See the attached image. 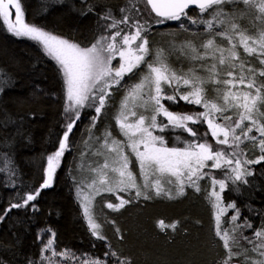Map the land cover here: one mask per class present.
Segmentation results:
<instances>
[{"label": "snow or ice", "instance_id": "snow-or-ice-1", "mask_svg": "<svg viewBox=\"0 0 264 264\" xmlns=\"http://www.w3.org/2000/svg\"><path fill=\"white\" fill-rule=\"evenodd\" d=\"M57 2L62 4L63 0ZM81 4L84 7L79 15L92 13L97 17L95 35L88 42H78L75 37L58 35L46 30L45 26L26 22L21 0H0V23L4 30L15 38H26L39 45L45 58L56 67L65 101L62 134L55 150L44 157L46 166L42 182L26 194L17 191L15 198L19 202H9L0 214V222L13 209H26L33 214L39 212L35 202L43 190L54 186L65 154L76 150V141H70V136L77 122L85 111L95 113L89 117L87 129L88 138L92 139V129L102 111L111 107L109 101L115 89L124 93L114 116L122 138L113 137L107 129L102 132L99 149L92 155L104 156V163L90 169L97 179L87 184L88 194L82 181L70 177L85 227L93 240L104 242L106 249L95 259L81 253L85 259L80 260V264H133L130 257L113 251L102 234L103 225L98 222L93 207V201L102 192L122 194L116 196L117 204L104 205L119 211L126 205H138L156 197H183L187 188L200 192V181L205 178L211 183L208 199L215 209V235L225 251L218 264H232L233 260H238L239 264H264V222L256 227L247 217L238 222L240 209L233 202L225 204L222 196L229 183L232 190L239 193L240 185H248V177L254 176L249 166L264 162V0H143V12L137 6V0H125V5L118 9L119 19L110 7L101 14L95 12L96 5L88 0H81ZM190 8L195 9L197 18L189 15ZM255 11L259 16L252 23L255 26L259 21L261 30L258 38L252 39L245 35L240 21ZM205 13L210 18H204ZM172 22H176L178 32L168 35L188 34L200 39L199 45L192 40H181L179 43L170 41L165 48H156L153 40L150 46L149 36L156 35V26ZM200 26L202 31H192ZM205 36L207 38H203ZM217 37L226 38L231 46L220 47L216 43ZM234 40L247 55L258 58L260 68L248 67L240 61L237 43H231ZM177 53L178 60L182 57L193 65L186 72L183 69L178 72L168 63L169 57ZM209 59L212 63H206ZM114 61L117 62L115 67ZM199 72L205 75H199ZM222 73L223 79L220 78ZM126 76L128 81H125ZM134 77H138L139 82L130 83ZM6 84L8 81L0 80V94L5 90L2 85ZM43 93L40 85H34V98ZM180 101L203 110L191 114L176 113L165 106V102L176 105ZM35 116V113L29 114L30 119ZM23 123L22 116L16 118L4 113L0 128L12 126L14 131L0 142V148H14L17 136L30 141L23 132ZM201 127L205 130L200 131ZM166 137L174 142L173 146H169ZM95 139L99 141L101 137ZM245 142L259 150L256 159H246L241 149ZM85 144H88L87 140ZM84 155L81 152V161ZM0 156L4 153L0 152ZM10 156L11 159L4 156L10 167L2 183L6 188L16 190L22 185L16 183L20 176L12 162L14 154L10 153ZM130 157L136 161L141 183L131 170ZM81 167L82 164L77 165L78 169ZM216 171L222 173L223 178L217 179ZM4 172L5 169L0 167V175ZM164 177L169 178L167 183L172 185L171 188L162 184ZM109 223L114 225L115 222ZM160 226L164 227L163 221ZM170 227L174 231L178 222ZM246 230L251 235H245ZM116 233L123 241L125 234L119 228ZM45 235L50 238L44 239ZM55 236L51 226L37 229L41 252L51 254L36 258L25 256L24 264H37V261L56 264L53 257L69 256L64 250L57 253L54 249ZM95 246V243L91 245L93 249ZM0 264L8 262L0 257Z\"/></svg>", "mask_w": 264, "mask_h": 264}, {"label": "trees", "instance_id": "trees-1", "mask_svg": "<svg viewBox=\"0 0 264 264\" xmlns=\"http://www.w3.org/2000/svg\"><path fill=\"white\" fill-rule=\"evenodd\" d=\"M38 1L47 2L46 6L33 2L29 13L26 11L27 22L45 26L46 30L58 35L75 37L78 42H88L95 35L97 17L94 14L81 16L78 12L73 15L71 11L54 7L59 4L57 0ZM69 2L78 6L81 1ZM88 3L96 5L95 12L102 14L106 7L117 10L125 0H88ZM192 11L195 9L189 10ZM9 77L12 79L9 80ZM0 80L8 81V84L2 85L5 90L0 94V119H3L5 112L16 118L22 116L23 132L30 137L28 141L17 136L14 148H0V152L10 159V153L14 154L12 162L17 166L16 174L20 176L16 183L22 185L16 190L3 186L2 181L6 178L10 165L4 156H0V167L5 169L4 174L0 175L2 214L9 202H19L15 198L17 191L22 195L26 194L42 182L46 166L44 157L55 150L62 134L61 125L64 121L61 116L65 101L54 63L45 58L36 42L15 38L4 30L2 23ZM37 84L44 89V93L36 94L34 98V85ZM165 106L176 113L191 114L201 109L183 101L176 105L165 102ZM31 113L36 114L34 119L29 118ZM85 113L87 119L90 112ZM78 126L80 128L73 136L76 145L81 142L79 134L83 124ZM13 131L12 126L7 129L0 128V142ZM184 138L188 137L185 135ZM166 139L169 146H173L174 142L168 137ZM79 158L77 151L66 153L54 186L43 190L35 202L39 206V212L33 214L26 209H13L1 222L0 257L8 264H24L25 256L36 258L47 254L41 252V242L37 240V229L44 226H51L56 233L54 248L58 251L64 250L70 255L76 253L73 257L79 260L85 259L81 253L87 258L95 259L106 250L103 241L93 240L89 235L74 192V182L70 179L74 177L78 180L75 170L80 163ZM254 166V176L248 177V185H240V192L237 193L229 183L222 196L225 204L233 202L240 209L241 217L238 222L247 217L256 227L264 222V162ZM256 213L260 215L256 216ZM231 214L230 210L228 215ZM214 216L215 209L207 193L188 191L183 197H159L124 207L114 214L115 226L108 232L103 231V234L112 250L130 257L133 264H218L224 258L225 251L222 242L215 235ZM161 221L165 226L178 222V227L174 231L167 227L160 229ZM117 228L125 234L123 241L117 238ZM244 234L251 233L246 230ZM93 243L96 245L94 249L91 247ZM234 262L239 263L238 260H233L232 264ZM37 264L40 262L37 261Z\"/></svg>", "mask_w": 264, "mask_h": 264}, {"label": "rangeland", "instance_id": "rangeland-1", "mask_svg": "<svg viewBox=\"0 0 264 264\" xmlns=\"http://www.w3.org/2000/svg\"><path fill=\"white\" fill-rule=\"evenodd\" d=\"M71 1H81V0H71ZM35 3L36 5L41 6V4H43V6H46L47 2H41L38 0H21V5H22V9L25 13V19H26V11L29 13V11L31 10L30 7L32 6V3ZM50 2V0H49ZM124 2V1H123ZM125 3H123L122 5H119V7L117 8V10H113V12L116 14L117 19L120 18V13L118 14V9L122 6H124ZM137 6L140 7V11L143 12L144 11V7H143V0H137ZM54 7H58L63 10L66 11H71L72 14H77L79 11L83 9L84 5L78 4V6L72 4L69 2V0H63L62 4H55ZM241 8H245L246 6L244 5H240ZM25 8L27 10H25ZM49 11H47L48 13ZM195 11L189 12L190 16H193V18H197L194 14ZM259 16L258 11L253 12L252 14H250L247 18H242L240 23H241V27L242 29L245 30V35L251 37L252 39H257L258 38V34L259 31L261 30V25L259 21L255 22V26H253L252 21L255 20V17ZM204 18H210L208 17L207 13L204 14ZM13 19H14V13H13ZM27 22V21H26ZM187 23V22H185ZM46 28V27H45ZM202 31V26L199 27V29L194 28L192 29V31ZM217 31H219L220 29L217 28ZM156 35L155 36H149V41H150V46H151V42L153 40L156 41L155 47L156 48H165V46L170 42V41H174L176 43H179L181 40H192L195 44L199 45V43L201 42L200 39H197L196 37H192L189 36L188 34H179V36H170L168 35V33H177L178 32V28H177V24L176 22H172L167 24L166 26H162V25H157L156 28L154 29ZM53 32V31H52ZM56 34V33H55ZM203 38H207L206 36ZM216 43L217 45H219L220 47L223 48H229L230 42L226 39V38H219L217 37L216 39ZM231 43H237V41H232ZM236 51L239 53L240 56V61H243L245 63L246 66L248 67H253V68H260V64L258 63V58L255 55L249 56L247 55L243 49L239 46V44L237 43V48ZM179 54H174L172 56L169 57L168 63L171 65V67H173L174 69H176L178 72L179 70L183 69V71H187L189 67H192L193 65L186 59L184 58H180L179 60L177 59V56ZM206 63H212V61L209 59L206 61ZM117 66V62L114 61L113 62V67ZM199 75H205L204 72H199ZM221 79L225 78L223 76V73L221 74ZM261 79V78H258ZM129 78L126 76L125 77V81H128ZM139 82V78L138 77H134L132 81H130V83H136ZM165 91H168L167 89H165ZM181 91H184V89H181ZM114 96L113 98L109 101V104L111 105V107H106L100 116L99 121L96 124V127L94 129H92V136L93 138L89 140L88 138V132L87 129L90 127V121H89V117L91 115H95V113L90 112L89 117L86 119V111L82 114L81 119L77 122L76 127L74 128L73 134L70 136V141H75L74 139V133H76L77 129L80 128L78 126V124H83V128L80 129L81 132L79 134L80 138H81V142H79L78 145H76V150L79 154V157L81 156V152H84L85 155L83 157V160H79L80 163L82 164L81 168H77L76 167V174L78 175V180L82 181L84 188H85V193L88 194V189H87V184L91 183V181L93 179H97V177L95 176L94 173L91 172V168H96L99 165H102L104 163V156H94L92 155L93 151H96L99 149V144L102 142V132L107 129L111 132L113 137H116L117 139H121L122 137L119 136L118 134V128L117 125L115 123L114 120V116L116 115V113L118 112V107L120 104V101L124 95V93L121 92H117L115 91V89L113 90ZM209 95H212V93H209ZM203 109H200V111H202ZM264 110V109H262ZM198 112V111H197ZM81 122V123H80ZM86 125V126H85ZM190 126H192L190 124ZM195 130V129H194ZM205 128L201 127L200 131H204ZM76 131V132H75ZM199 134V133H198ZM255 134V132L253 133ZM95 137H101V139L98 141L95 139ZM88 141V144H85V141ZM209 142H211V138L209 140ZM215 147V145H214ZM241 149L244 151V153L246 154V159H256L259 155L260 152L258 149H256L251 143L249 142H245L244 144L241 145ZM127 151V149H126ZM74 152V151H73ZM66 155V154H65ZM105 156H107V153H105ZM130 159H132V163L130 165L131 170L137 175V182L141 183V178L139 176L138 173V169H137V165H136V161L133 157H130ZM109 163L111 164V157H109ZM249 168L252 170L253 168H255L254 165L249 166ZM109 175H111L109 173ZM214 175L216 176L217 179H221L223 178L222 173H220L219 171H216L214 173ZM80 178V179H79ZM168 177H164L162 178V184H164V186L166 188H171L172 185H169L167 183L168 181ZM77 180V179H76ZM200 192H196L190 188L186 189L187 193L188 191L191 192H195V193H201V192H205L207 194L210 193L211 191V183L209 180H207V178H205V180L200 181ZM173 190V196H175V191L174 188ZM117 195H122L119 193H108V192H102L100 196H97L95 198V200L93 201V207H94V213L97 217V220L99 223H101L103 225L102 228V234L103 231L108 232V230L112 227L115 226L112 223H109L110 221H113V217L114 214H116L117 211H113L110 209H107L104 205H106L107 203H113V204H117L118 200L116 199ZM77 197V196H76ZM125 199H127V196H124ZM159 197H156L154 199H157ZM160 198H167L164 196H161ZM78 199V198H77ZM128 206V205H126ZM125 206V207H126ZM123 209V208H122ZM121 210V209H120ZM261 221V220H260ZM259 221V222H260ZM1 224V222H0ZM166 224L164 223V227L166 228H171L170 225L165 226ZM159 227L160 229H164V227L160 226V222H159ZM105 235V234H103ZM251 235V234H250ZM47 235H45L44 238L48 239L50 237H46ZM243 243V242H242ZM57 253H59L60 251H58L56 248H54ZM51 253L48 252L46 255H50ZM54 261H56V264H80V260L73 257L72 255H69L67 257L65 256H58V257H53L52 258ZM236 262H234L235 264ZM46 264V262H45ZM239 264V263H237Z\"/></svg>", "mask_w": 264, "mask_h": 264}, {"label": "water", "instance_id": "water-1", "mask_svg": "<svg viewBox=\"0 0 264 264\" xmlns=\"http://www.w3.org/2000/svg\"><path fill=\"white\" fill-rule=\"evenodd\" d=\"M191 9H194V8H190V10H191Z\"/></svg>", "mask_w": 264, "mask_h": 264}]
</instances>
